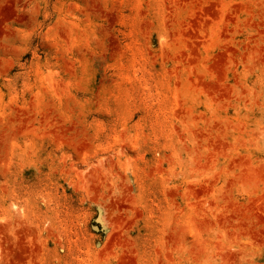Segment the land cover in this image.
I'll use <instances>...</instances> for the list:
<instances>
[{
  "label": "rangeland",
  "instance_id": "rangeland-1",
  "mask_svg": "<svg viewBox=\"0 0 264 264\" xmlns=\"http://www.w3.org/2000/svg\"><path fill=\"white\" fill-rule=\"evenodd\" d=\"M0 264H264V0H0Z\"/></svg>",
  "mask_w": 264,
  "mask_h": 264
}]
</instances>
